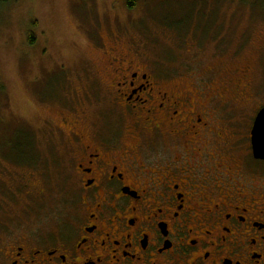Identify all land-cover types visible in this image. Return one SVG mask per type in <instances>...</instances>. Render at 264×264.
I'll use <instances>...</instances> for the list:
<instances>
[{"label": "flooded vegetation", "instance_id": "af4514ba", "mask_svg": "<svg viewBox=\"0 0 264 264\" xmlns=\"http://www.w3.org/2000/svg\"><path fill=\"white\" fill-rule=\"evenodd\" d=\"M109 53L101 81L89 67L50 75L40 104L53 113L33 130L45 149L16 181V217L0 216V264H264L251 143L264 100L241 103L243 75L210 96ZM33 168L58 174L71 204L35 208Z\"/></svg>", "mask_w": 264, "mask_h": 264}, {"label": "rangeland", "instance_id": "374dc122", "mask_svg": "<svg viewBox=\"0 0 264 264\" xmlns=\"http://www.w3.org/2000/svg\"><path fill=\"white\" fill-rule=\"evenodd\" d=\"M111 49L179 86L197 82L210 96L243 75L245 88L236 95L241 103L264 100V0H136L133 8L126 0L0 1L3 219L16 217L22 200L15 196L21 192L16 181L32 171L28 162L45 149L41 132L33 130L53 113L40 104L50 75L89 67L97 73L93 81H101L103 55L111 58ZM68 80L83 91L81 79ZM33 170L35 208L71 204L70 187L58 174L41 178Z\"/></svg>", "mask_w": 264, "mask_h": 264}, {"label": "water", "instance_id": "95a60500", "mask_svg": "<svg viewBox=\"0 0 264 264\" xmlns=\"http://www.w3.org/2000/svg\"><path fill=\"white\" fill-rule=\"evenodd\" d=\"M251 143L254 156L264 159V107L259 110L255 119L251 131Z\"/></svg>", "mask_w": 264, "mask_h": 264}, {"label": "trees", "instance_id": "16d2710c", "mask_svg": "<svg viewBox=\"0 0 264 264\" xmlns=\"http://www.w3.org/2000/svg\"><path fill=\"white\" fill-rule=\"evenodd\" d=\"M0 1H6V0H0ZM136 0H126V5L128 8H133L135 6Z\"/></svg>", "mask_w": 264, "mask_h": 264}]
</instances>
